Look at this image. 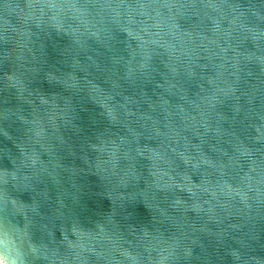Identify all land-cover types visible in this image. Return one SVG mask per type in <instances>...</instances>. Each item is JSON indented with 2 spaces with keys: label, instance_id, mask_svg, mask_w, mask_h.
I'll return each mask as SVG.
<instances>
[{
  "label": "water",
  "instance_id": "1",
  "mask_svg": "<svg viewBox=\"0 0 264 264\" xmlns=\"http://www.w3.org/2000/svg\"><path fill=\"white\" fill-rule=\"evenodd\" d=\"M0 264H264V0H0Z\"/></svg>",
  "mask_w": 264,
  "mask_h": 264
}]
</instances>
